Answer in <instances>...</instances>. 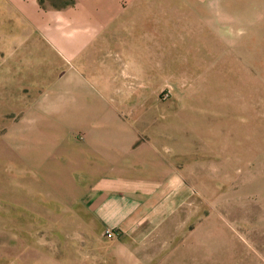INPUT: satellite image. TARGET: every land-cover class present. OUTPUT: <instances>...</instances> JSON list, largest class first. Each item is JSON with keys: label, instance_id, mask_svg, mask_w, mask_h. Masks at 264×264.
<instances>
[{"label": "rangeland", "instance_id": "374dc122", "mask_svg": "<svg viewBox=\"0 0 264 264\" xmlns=\"http://www.w3.org/2000/svg\"><path fill=\"white\" fill-rule=\"evenodd\" d=\"M60 1L68 0H44L43 9H69L52 6ZM123 1L120 18L108 30L109 41H96L85 60L71 59L68 45L55 48L41 40L40 49L26 52L39 66L37 72L14 74L10 88L0 73V186L11 177L5 154L18 156L20 140L14 131L26 125L25 114L36 100L56 95L59 77L74 75L81 83L78 113L91 107L84 96L103 93L108 129L118 131L123 125L141 132L140 143L166 142V150L176 149L178 169L189 179L190 208L205 212L198 224L203 243L193 244L191 251L197 250L200 263L264 264V0ZM4 12L0 9V36H10ZM10 26V34L22 32ZM125 65L131 74L121 79ZM61 80L62 85L68 82ZM106 80H121V94L116 88L103 91L100 84ZM58 93L75 96L62 89ZM39 122L33 121L30 129L35 142L48 123L42 128ZM82 135L77 139L84 145ZM24 144L29 150L28 139ZM30 170L25 179H31V188L46 179L47 192L55 191L48 176L42 179L36 168ZM51 172H56L49 177L56 192H68L76 177L68 161ZM11 183L21 195L12 178ZM12 207L0 192L3 230Z\"/></svg>", "mask_w": 264, "mask_h": 264}, {"label": "crops", "instance_id": "0c3cea01", "mask_svg": "<svg viewBox=\"0 0 264 264\" xmlns=\"http://www.w3.org/2000/svg\"><path fill=\"white\" fill-rule=\"evenodd\" d=\"M0 1L10 35L0 36V73L5 74L9 88L13 87L14 74L38 71L39 66L26 52L40 49L41 40L55 48L68 45L71 59L85 60L96 41H109L108 30L120 18L125 4L123 0H77L67 10L45 11L41 0ZM10 25L22 28V32L10 34ZM126 69L127 65L121 67V79L131 74ZM134 73L140 74L138 69ZM65 77L68 82L60 84ZM58 81L54 94L59 96L36 100L25 114L26 125L14 131L20 140L15 152L18 156L5 154L11 177L0 186V192L13 207L5 214V230L0 226V263L202 264L197 250L191 251L196 243H203L198 224L205 212L190 208L189 179L178 169L176 149L166 150V142L140 143L141 132L123 125L113 133L106 127L109 107L103 93L84 96L91 107L78 113L81 83L74 75ZM119 81L106 80L100 85L103 91L116 88L121 94ZM58 89L72 91L75 96H62ZM7 101L12 103L9 98ZM35 120L42 128L48 122L40 128L38 142L31 139ZM79 134L87 138L84 145L78 143ZM26 139L30 151L24 144ZM63 159L76 175L65 195L61 189L56 192L50 179L56 174L51 170L61 168ZM31 167L42 179L48 176L55 191L47 192L46 179L37 180L31 188V179H25L30 177ZM11 178L21 195L13 191ZM108 232L113 238L107 237Z\"/></svg>", "mask_w": 264, "mask_h": 264}, {"label": "trees", "instance_id": "16d2710c", "mask_svg": "<svg viewBox=\"0 0 264 264\" xmlns=\"http://www.w3.org/2000/svg\"><path fill=\"white\" fill-rule=\"evenodd\" d=\"M55 1H59V0H55ZM76 1L77 0H68L66 3L65 2L62 3V1H60L61 2L60 4L58 3L52 6L57 10H63V9L73 6L76 3ZM40 3H41V6L45 9L44 0H41Z\"/></svg>", "mask_w": 264, "mask_h": 264}, {"label": "built area", "instance_id": "2783aa9c", "mask_svg": "<svg viewBox=\"0 0 264 264\" xmlns=\"http://www.w3.org/2000/svg\"><path fill=\"white\" fill-rule=\"evenodd\" d=\"M107 237L110 238V239L113 238V233L112 232H108Z\"/></svg>", "mask_w": 264, "mask_h": 264}]
</instances>
